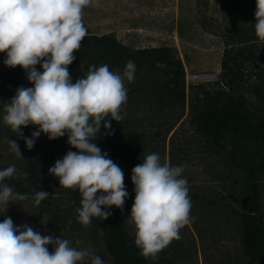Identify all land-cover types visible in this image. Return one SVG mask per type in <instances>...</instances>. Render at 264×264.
<instances>
[{"label": "trees", "instance_id": "1", "mask_svg": "<svg viewBox=\"0 0 264 264\" xmlns=\"http://www.w3.org/2000/svg\"><path fill=\"white\" fill-rule=\"evenodd\" d=\"M221 1L233 8L232 25L223 37L218 80L210 89L186 84L183 64L171 48L132 49L118 41L114 32L87 35L74 53L75 60L68 66L73 82L86 77L93 65L107 64L110 71L121 74L128 61L136 65L134 80H125L128 93L121 109L123 120L111 121V135L102 122L101 134L93 141L122 169L129 195L122 210L112 206L106 209L112 213L107 220L93 217L87 227L77 219L79 190L60 186L58 178L48 172L57 159L69 150L76 151L67 143V135L49 140L41 133L29 150L3 123V104L14 97L17 88L32 85L21 67L5 66L6 53H0V150L3 146L10 150L13 140L23 156L13 153L16 160L0 170L16 167L14 177L3 183L33 204L22 222L12 220L14 225L27 224L42 235L69 240L70 246L88 251L85 264H91L93 256H99L103 264H193L196 246L182 239L173 240L157 259H145L135 245L136 229L130 217L135 199L132 168L152 153L159 155L161 164L168 156L170 166L177 167L179 125L189 112L209 184L188 187L192 204L188 225L201 245L207 235L238 237L236 253L225 254L222 263L264 264V45L255 34L256 0ZM158 62L165 67H157ZM36 67L42 71L40 65ZM249 77L253 80L248 81ZM146 125L151 129L147 136L143 132ZM36 130L33 125L22 127L25 137ZM38 191L50 195L36 206ZM44 215L50 219L46 225L40 223ZM48 249L54 250L52 245Z\"/></svg>", "mask_w": 264, "mask_h": 264}, {"label": "clouds", "instance_id": "2", "mask_svg": "<svg viewBox=\"0 0 264 264\" xmlns=\"http://www.w3.org/2000/svg\"><path fill=\"white\" fill-rule=\"evenodd\" d=\"M91 3L0 0V53H6L3 63L9 68L21 67L32 85L17 88L14 97L3 104V123L24 140L29 150L41 133L49 140L67 135V143L76 151L69 150L48 172L58 178L60 186L79 190L77 219L85 227L93 217L107 220L112 213L106 209L112 206L122 210L129 195L122 169L93 141L101 134L102 122L106 134L111 135V121L123 120L121 109L128 93L125 80L132 82L136 71L134 61L127 62L122 74L110 71L107 64L98 68L93 65L86 77L73 82L68 66L87 36L83 9ZM254 16L258 43L264 45V0H256ZM157 67L165 65L158 62ZM29 125L37 130L25 137L22 127ZM9 146L18 158H23L16 141L10 140ZM131 171L134 242L145 259L155 260L173 240L181 238L179 230L191 222L187 180L181 176L184 168L161 164L159 155L152 153ZM16 172L14 165L0 170V208L4 213L13 200L27 198L3 183ZM49 195L46 191L36 192L34 204L39 206ZM49 220L44 215L40 223L46 225ZM49 245L53 246L52 252ZM88 257L87 250H77L67 239L42 235L27 224L16 226L11 217L0 222V264H83ZM91 264L103 261L93 256Z\"/></svg>", "mask_w": 264, "mask_h": 264}, {"label": "rangeland", "instance_id": "3", "mask_svg": "<svg viewBox=\"0 0 264 264\" xmlns=\"http://www.w3.org/2000/svg\"><path fill=\"white\" fill-rule=\"evenodd\" d=\"M232 12L233 8L221 0H92L83 9V23L87 35H101L113 30L117 40L132 49L171 48L183 64L187 84L210 89L218 80L223 37L232 25ZM254 71L251 70L250 75H254ZM251 78L247 80L252 81ZM190 121V114L186 112L178 130L176 166L184 168L181 176L187 180V187L208 186L209 178L201 168L203 158L197 153L200 143ZM150 131L147 125L143 129L145 136ZM16 158L8 147L3 146L0 150V166ZM168 160L167 156V164ZM32 205L30 198L13 200L6 213L0 208V220L11 217L22 222L33 209ZM179 235V240L196 246L193 264H231L222 263L223 256L236 253L238 248L236 235L223 238L214 235L213 240L207 235L202 245L190 225L180 229Z\"/></svg>", "mask_w": 264, "mask_h": 264}, {"label": "crops", "instance_id": "4", "mask_svg": "<svg viewBox=\"0 0 264 264\" xmlns=\"http://www.w3.org/2000/svg\"><path fill=\"white\" fill-rule=\"evenodd\" d=\"M110 32H114L113 30H110V31H107L106 33H110ZM106 33H104V34H106ZM115 33V32H114Z\"/></svg>", "mask_w": 264, "mask_h": 264}, {"label": "built area", "instance_id": "5", "mask_svg": "<svg viewBox=\"0 0 264 264\" xmlns=\"http://www.w3.org/2000/svg\"><path fill=\"white\" fill-rule=\"evenodd\" d=\"M188 82H186V84H187Z\"/></svg>", "mask_w": 264, "mask_h": 264}]
</instances>
